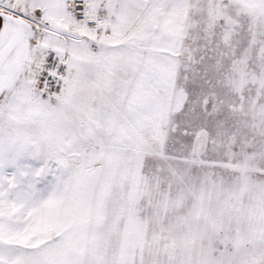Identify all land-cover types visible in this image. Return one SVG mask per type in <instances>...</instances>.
<instances>
[{
	"label": "snow or ice",
	"instance_id": "6c2138e0",
	"mask_svg": "<svg viewBox=\"0 0 264 264\" xmlns=\"http://www.w3.org/2000/svg\"><path fill=\"white\" fill-rule=\"evenodd\" d=\"M0 264H264V0H0Z\"/></svg>",
	"mask_w": 264,
	"mask_h": 264
}]
</instances>
